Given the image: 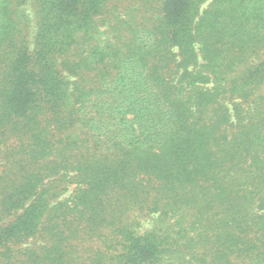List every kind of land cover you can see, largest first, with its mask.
<instances>
[{
	"label": "trees",
	"instance_id": "16d2710c",
	"mask_svg": "<svg viewBox=\"0 0 264 264\" xmlns=\"http://www.w3.org/2000/svg\"><path fill=\"white\" fill-rule=\"evenodd\" d=\"M111 1L0 0V264H264V0Z\"/></svg>",
	"mask_w": 264,
	"mask_h": 264
},
{
	"label": "rangeland",
	"instance_id": "374dc122",
	"mask_svg": "<svg viewBox=\"0 0 264 264\" xmlns=\"http://www.w3.org/2000/svg\"><path fill=\"white\" fill-rule=\"evenodd\" d=\"M213 0H208L202 5V10L207 9ZM160 0H112L109 3L110 14L105 16V20L99 22L98 31L95 35L96 43L104 46L108 43L115 44L119 41L118 35L114 32V26L128 29L129 26H137L142 22L143 14L150 13L152 19L159 14L157 6ZM25 12L30 18V40L33 41L36 31L35 12L31 5L25 7ZM148 24H150L148 22ZM151 25V24H150ZM141 30V29H140ZM138 31H129L124 33L125 39L137 36ZM174 53L178 50L174 49ZM179 56V53H177ZM179 58V57H178ZM177 58V59H178ZM63 188V187H62ZM75 185L69 184L64 187L66 191L62 193L59 200L71 199L75 194ZM140 226L138 232L143 233L146 231H156L165 234L169 229V221L166 218H159L157 215H152L146 218H140Z\"/></svg>",
	"mask_w": 264,
	"mask_h": 264
}]
</instances>
